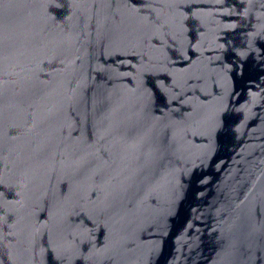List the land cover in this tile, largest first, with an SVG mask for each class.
Here are the masks:
<instances>
[{
  "label": "water",
  "instance_id": "95a60500",
  "mask_svg": "<svg viewBox=\"0 0 264 264\" xmlns=\"http://www.w3.org/2000/svg\"><path fill=\"white\" fill-rule=\"evenodd\" d=\"M0 264H264V0H0Z\"/></svg>",
  "mask_w": 264,
  "mask_h": 264
}]
</instances>
